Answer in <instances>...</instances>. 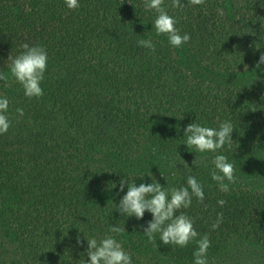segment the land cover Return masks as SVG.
<instances>
[{"label":"trees","instance_id":"1","mask_svg":"<svg viewBox=\"0 0 264 264\" xmlns=\"http://www.w3.org/2000/svg\"><path fill=\"white\" fill-rule=\"evenodd\" d=\"M145 3L79 0L72 10L65 0H0V98L11 121L0 134V264H84L87 239L107 236L132 264H194L205 235L207 264H264V64L256 67L264 0H180L177 8L164 0L190 35L180 47L156 34L157 13ZM25 43L48 54L40 97L25 96L10 72L8 57ZM224 121L234 127L230 145L188 148L189 123L218 129ZM215 155L235 168L226 192L212 178ZM188 176L204 199L192 195L176 213L198 233L186 247L165 245L159 233L150 242V212L137 219L117 209L127 182L156 180L170 198Z\"/></svg>","mask_w":264,"mask_h":264},{"label":"clouds","instance_id":"2","mask_svg":"<svg viewBox=\"0 0 264 264\" xmlns=\"http://www.w3.org/2000/svg\"><path fill=\"white\" fill-rule=\"evenodd\" d=\"M193 5H201L205 0H189ZM69 9L75 10L80 7L79 0H65ZM172 7H183L180 0H172ZM145 8L154 10L157 17L154 21V28L157 35L166 34L169 43L174 47H180L190 40V35L180 34L176 27V19L169 15L164 7V0H146ZM220 15L223 12L220 11ZM140 46L155 52V45L151 40L140 39L137 42ZM24 51L15 58L9 56L11 60L10 72L15 80L23 86L25 96L40 97L43 89L41 82L44 79V73L47 69L48 54L41 46H29L27 43L21 46ZM264 64V53L261 54L256 67L259 68ZM0 80H7V77L0 74ZM9 101L7 98H0V134L6 133L11 125V121L5 114L8 110ZM253 109L252 111H256ZM23 115V110H17ZM183 118V117H181ZM234 131L231 121L221 122L219 128L201 126L195 122L189 123L185 129L186 145L188 148H195L200 153H215L232 142V133ZM185 163V162H184ZM196 163V159L193 161ZM212 164L215 171L212 178L219 183L221 191H228L229 183L235 181V168L225 155H215L212 158ZM148 176H152L151 174ZM123 179L120 182V190L125 187ZM128 183V190L120 199L118 210L121 215L135 216L142 219L145 211L152 214V219L148 221L144 233L149 241H154L155 234H160V241L165 245H177L186 247L190 242L196 240L198 233L193 226V221L187 215L181 213L177 215V211L182 208H188L192 203V195H195L201 202L204 199L202 185L193 176L187 177L188 187L179 189L172 188L169 190L163 187L158 181L152 183H141L138 187L135 183ZM191 189V193L189 192ZM218 203L223 206L226 201L219 200ZM219 217L213 228L218 227ZM110 232L121 234L125 231V227L121 228L113 225ZM78 243L80 240L78 238ZM197 249L194 252V264H207L206 254L211 242L207 235L196 240ZM87 256L88 260L84 264H132L131 255L126 252L121 243L111 236L101 239L99 242L95 238L87 239Z\"/></svg>","mask_w":264,"mask_h":264}]
</instances>
